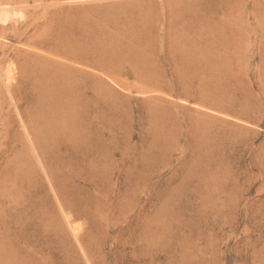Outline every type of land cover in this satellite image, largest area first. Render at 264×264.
<instances>
[{
  "label": "rangeland",
  "instance_id": "1",
  "mask_svg": "<svg viewBox=\"0 0 264 264\" xmlns=\"http://www.w3.org/2000/svg\"><path fill=\"white\" fill-rule=\"evenodd\" d=\"M0 264H264V0H0Z\"/></svg>",
  "mask_w": 264,
  "mask_h": 264
}]
</instances>
